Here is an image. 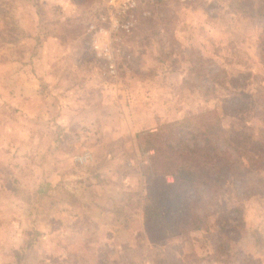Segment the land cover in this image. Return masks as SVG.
Returning a JSON list of instances; mask_svg holds the SVG:
<instances>
[{
  "label": "rangeland",
  "instance_id": "374dc122",
  "mask_svg": "<svg viewBox=\"0 0 264 264\" xmlns=\"http://www.w3.org/2000/svg\"><path fill=\"white\" fill-rule=\"evenodd\" d=\"M107 1L0 0V264H264V116L253 97L264 93V0H144L134 27L115 33L114 76L88 28ZM82 102L93 108L81 119ZM43 111L56 129L35 120ZM203 113L204 128L223 129L220 145L243 155L232 172L244 231L221 233V206L208 231L145 247L134 241L152 155L145 135L182 118L197 126L189 121ZM94 227L120 232L104 246L85 237Z\"/></svg>",
  "mask_w": 264,
  "mask_h": 264
},
{
  "label": "trees",
  "instance_id": "16d2710c",
  "mask_svg": "<svg viewBox=\"0 0 264 264\" xmlns=\"http://www.w3.org/2000/svg\"><path fill=\"white\" fill-rule=\"evenodd\" d=\"M263 16L264 13L259 9L257 17ZM260 18L258 21H261ZM253 97L258 114L264 116V93L258 91ZM205 116V113L192 116L193 122H189L196 123V119L199 122L197 126L188 125V119L182 118L145 135V150L152 151V155L150 172L143 189L141 226L145 238L151 244L169 237L183 238L188 234L208 231L209 216L214 212L213 209L221 206L227 209L226 219L219 227L221 233L227 236L225 227L230 224L236 234L244 231V221L241 219L245 202L241 197L244 192L234 185L232 172L233 166L240 165L239 159L243 155L228 143L220 145V140L226 139L223 129L219 123L214 133L204 128L197 118ZM213 116L217 118L214 113ZM233 123H238L239 129H246L243 119ZM186 134L190 141L186 139ZM251 136L242 138L250 140ZM231 154H234L235 160ZM242 172L245 174V170ZM233 192L237 196L234 195L236 199L232 202L229 198ZM226 248L220 244L211 254L217 262L225 261ZM218 250L222 251L224 257L219 256Z\"/></svg>",
  "mask_w": 264,
  "mask_h": 264
},
{
  "label": "built area",
  "instance_id": "2783aa9c",
  "mask_svg": "<svg viewBox=\"0 0 264 264\" xmlns=\"http://www.w3.org/2000/svg\"><path fill=\"white\" fill-rule=\"evenodd\" d=\"M144 0H108L106 12L97 16V22L91 23L92 48L98 52L99 56L108 61L107 73L114 76V65L110 59V47L113 40H117L115 33L120 31L128 32L135 25L134 13ZM91 36V35H90ZM90 154L80 156V164L88 163L91 160Z\"/></svg>",
  "mask_w": 264,
  "mask_h": 264
},
{
  "label": "crops",
  "instance_id": "0c3cea01",
  "mask_svg": "<svg viewBox=\"0 0 264 264\" xmlns=\"http://www.w3.org/2000/svg\"><path fill=\"white\" fill-rule=\"evenodd\" d=\"M91 24V23H90ZM89 24V25H90ZM88 28H89V26H88ZM53 40H57V41H59L58 40V38H54ZM60 42V41H59ZM91 49H93L92 48V46H91ZM94 50V49H93ZM95 54H96V56H98V57H101V56H99V54H98V52L97 51H93ZM23 72H20L19 74L21 75ZM88 74H89V72H87ZM87 76V75H86ZM40 79V80H39ZM34 80H36L37 82L39 81V85H40V81H41V78H38V76H36L35 78H34ZM27 91H29L28 90V88H26V87H19V89L16 91L17 93H18V98H20V100H18L19 102L21 101V104H26V106H24V108H20L21 109V111H22V115H23V117H26L28 114L26 113V107H27V104L29 103V102H27L26 100H28L27 99ZM84 91H85V88L84 87H74L73 88V90L71 91V92H67L68 93V95H70L69 93H73V94H82V93H84ZM2 94H4V90H2ZM22 94V95H21ZM37 94H40V91L38 90V88L36 87H34V96L36 97V95ZM21 95V96H20ZM72 95V94H71ZM98 101H100V99L98 100ZM58 104H59V102H57ZM67 103V102H66ZM58 104H57V106H58ZM19 105H20V103H19ZM77 105V104H76ZM93 105V104H92ZM89 106V109H92L93 108V106H90V105H87L86 103H84V102H82L81 104H80V109H79V112H80V110H82V112H81V119L82 118H84L83 116H84V112H83V110H85L87 107ZM76 107H78V106H76ZM66 108L67 107H64L63 109H61V111H60V113L62 114V116L66 113ZM22 109H24V110H22ZM18 114H19V112H17ZM53 114V112H51V113H49L48 115H47V113L45 112V111H43V114H37V117H35V120L36 121H39V123L40 124H47V125H49L50 126V128H52L53 126H54V128L56 129L57 127H58V125H59V123H60V120H59V118H58V120H55V122H53L52 121V119H54L53 118V116H51ZM20 115V114H19ZM86 115V117L88 116V113L87 114H85ZM77 121H79V120H77ZM50 136H52V133L50 132ZM50 139H51V141H52V137H50ZM51 147V146H50ZM57 153V151H56V146L54 147V148H50L49 149V152H48V154H49V156H53V155H55ZM80 156H82V155H80ZM80 156H78L77 158H79ZM76 158V159H77ZM77 161H78V159H77ZM108 203V202H107ZM104 205V204H103ZM89 219H92L90 216H87ZM94 229V231L92 230L91 232L89 231V232H87V235L85 236V237H90V238H94V237H97L98 236V238L99 237H101L102 238V240H99V243L101 244V245H104V246H109L110 244V242H108V244H103L104 242H105V240H103V238L105 239L106 238V240H108V241H113V239L114 240H116V235H119V232H114V230H111V229H106V231L107 232H100L99 230H98V228L96 227H94L93 228ZM123 232H125V231H123ZM101 233V234H100ZM135 233V235L136 236H134L135 237V239H134V241L135 240H137L138 242H140V243H142V245H144L145 247H154L153 246V244H151V243H149V241L145 238V236H144V232H143V229L140 231V235H138V232H134ZM84 235V234H83ZM141 237V238H140ZM108 238V239H107ZM112 238V239H111ZM136 238H138V239H136ZM140 240V241H139ZM138 246V245H137ZM155 248V247H154Z\"/></svg>",
  "mask_w": 264,
  "mask_h": 264
}]
</instances>
